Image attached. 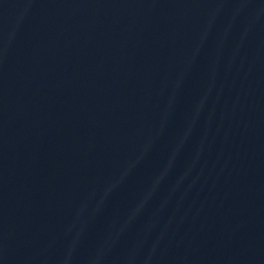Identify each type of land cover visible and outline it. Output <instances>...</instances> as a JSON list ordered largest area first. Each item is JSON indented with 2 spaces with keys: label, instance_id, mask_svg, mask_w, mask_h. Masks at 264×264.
I'll use <instances>...</instances> for the list:
<instances>
[{
  "label": "water",
  "instance_id": "water-1",
  "mask_svg": "<svg viewBox=\"0 0 264 264\" xmlns=\"http://www.w3.org/2000/svg\"><path fill=\"white\" fill-rule=\"evenodd\" d=\"M0 264H264V0H0Z\"/></svg>",
  "mask_w": 264,
  "mask_h": 264
}]
</instances>
